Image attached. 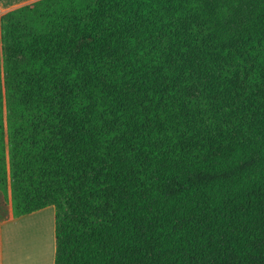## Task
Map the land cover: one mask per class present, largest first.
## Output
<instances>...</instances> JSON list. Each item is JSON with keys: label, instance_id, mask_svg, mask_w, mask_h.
<instances>
[{"label": "trees", "instance_id": "1", "mask_svg": "<svg viewBox=\"0 0 264 264\" xmlns=\"http://www.w3.org/2000/svg\"><path fill=\"white\" fill-rule=\"evenodd\" d=\"M0 199L53 264H264V0L5 12Z\"/></svg>", "mask_w": 264, "mask_h": 264}, {"label": "rangeland", "instance_id": "2", "mask_svg": "<svg viewBox=\"0 0 264 264\" xmlns=\"http://www.w3.org/2000/svg\"><path fill=\"white\" fill-rule=\"evenodd\" d=\"M0 1V11L31 3L25 0L15 6ZM2 202V200L0 199ZM4 221L0 231V250L3 264H42L46 257L47 264H53L54 255V209L47 208L41 212L16 219L13 224ZM6 222V223H5ZM3 223V222H2ZM13 225V226H12Z\"/></svg>", "mask_w": 264, "mask_h": 264}, {"label": "crops", "instance_id": "3", "mask_svg": "<svg viewBox=\"0 0 264 264\" xmlns=\"http://www.w3.org/2000/svg\"><path fill=\"white\" fill-rule=\"evenodd\" d=\"M1 1V0H0ZM22 1H25V0H5V1H3L4 2V4H2L1 6H6V5H11V6H15V5H17V4H19L20 2H22ZM11 9H14V8H11ZM10 9V10H11ZM7 11H9V10H7ZM6 11H0V17L5 13ZM23 218V217H22ZM12 220L11 221H9V223L10 224H13L14 222H13V218H11ZM17 221H15V223H18L20 220H21V218H19V219H16ZM7 222V221H6ZM5 222V223H6ZM2 225H4V222L2 223V222H0V231H1V229H2ZM13 226V225H12ZM0 264H3L2 263V254H1V250H0Z\"/></svg>", "mask_w": 264, "mask_h": 264}, {"label": "bare ground", "instance_id": "4", "mask_svg": "<svg viewBox=\"0 0 264 264\" xmlns=\"http://www.w3.org/2000/svg\"><path fill=\"white\" fill-rule=\"evenodd\" d=\"M43 263L42 264H47V260H46V257H44V260H42Z\"/></svg>", "mask_w": 264, "mask_h": 264}]
</instances>
